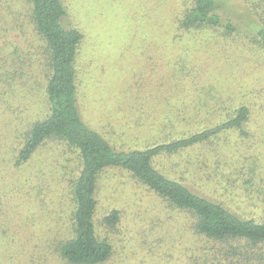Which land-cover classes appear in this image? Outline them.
<instances>
[{
	"label": "trees",
	"instance_id": "16d2710c",
	"mask_svg": "<svg viewBox=\"0 0 264 264\" xmlns=\"http://www.w3.org/2000/svg\"><path fill=\"white\" fill-rule=\"evenodd\" d=\"M240 1L252 18L251 37L264 46V0ZM67 2L0 0V112L11 120L0 131V254L12 249L35 264L110 261L115 247L99 234L96 195L99 177L117 169L180 216V240L173 238L172 245L189 251L187 264H264V154L250 144L260 132L251 127L250 105L233 102L229 91L201 90L197 83L175 97L183 98L181 104L165 106L168 116L151 119L154 102L172 97L164 89L139 100L138 115L148 124L142 129L145 145L111 143L83 116L78 63L86 33L69 19ZM222 2L156 0V26L148 30L154 50L141 51L144 66L175 57L172 80L193 83L187 66L194 49L176 45L179 40L197 32L207 34L209 42L213 35L230 40L244 34L221 12ZM37 97L42 98L38 116L33 114ZM140 120L123 124L138 131ZM155 121L157 128L150 125ZM183 152L196 156L175 168L181 177L156 162ZM23 205L25 227L38 223L39 234L14 230L10 214ZM120 220L121 211L112 208L100 224L114 231Z\"/></svg>",
	"mask_w": 264,
	"mask_h": 264
},
{
	"label": "rangeland",
	"instance_id": "374dc122",
	"mask_svg": "<svg viewBox=\"0 0 264 264\" xmlns=\"http://www.w3.org/2000/svg\"><path fill=\"white\" fill-rule=\"evenodd\" d=\"M67 1L69 19L81 26L86 33V42L78 63L79 97L85 105L82 107L83 116L88 123L101 128L111 143L114 141L120 147L145 145L146 133L142 129L148 124L143 125L144 120H140L138 115L137 107L141 103L139 100L161 90L164 93V89L167 90V96L172 93V97L168 99L156 100L148 115L154 120L158 116L164 118L168 116L165 106L174 102L181 104L183 98L175 97L182 95L192 84L198 83L201 90L212 86L222 94L229 91L234 96L233 102L250 105L253 112L251 127L260 131L254 134L257 138L250 144L263 150L264 154V46L258 45L251 37L254 33L252 18L240 0H223L225 5L221 12L231 17L244 34L233 36L230 40L213 35L209 42L207 34L201 36L197 32L186 34L177 42L176 45H188L194 49L187 66L192 69L193 83L186 82V79L183 83L172 80L171 67L177 60L175 57L159 56L158 61L152 60L153 64L144 66L141 51L145 48L154 50V38H149L148 30L156 26L153 19L156 0ZM165 4L169 6V1H165ZM159 18L165 24L163 18ZM22 46L25 44H21ZM177 47L180 51V47ZM141 68L144 69L142 74ZM35 100L33 114L38 116L41 114L42 98L37 97ZM141 109L145 112L144 106ZM2 112L1 110L0 116L4 119L0 120V131L4 129L5 122L8 124L11 121ZM124 119H139L141 129L134 131L127 128L123 124ZM155 124L156 121L150 125L157 128ZM4 131L6 130L2 132ZM7 152L5 149L4 153ZM195 156V153L183 152L169 157L161 156V160L156 162L165 172L181 177L182 170L178 172L175 168L180 169L181 162L194 159ZM212 191L210 190V194L218 196ZM96 197L98 204L95 216L99 234L108 237L115 247L114 256L105 264H187L189 251L180 247L184 245H172L173 238L180 240L177 237L178 224L182 219L177 212L165 207L161 198L136 182L125 171H105L99 177ZM28 204L32 209L34 203ZM26 206H20L16 214H10L14 217V230L21 232V235L31 232L39 234L43 227L38 223L25 227L22 218L27 214ZM112 208L121 211V220L114 231L104 229L100 224L103 215ZM31 211L34 213V210ZM175 223L177 227L174 226ZM7 250L6 248V252ZM11 250H8L10 256L7 254L3 257L0 254V264H35L28 262L26 254L15 250L12 253Z\"/></svg>",
	"mask_w": 264,
	"mask_h": 264
}]
</instances>
